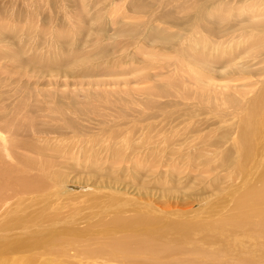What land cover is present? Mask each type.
<instances>
[{
    "label": "rangeland",
    "instance_id": "obj_1",
    "mask_svg": "<svg viewBox=\"0 0 264 264\" xmlns=\"http://www.w3.org/2000/svg\"><path fill=\"white\" fill-rule=\"evenodd\" d=\"M5 4L2 9L8 13L0 17V28L6 27L2 35L18 31L20 62L9 61L12 47L0 42V58L7 62L5 68L0 59L5 68L0 66V99L9 108L17 102L23 116L15 118L30 121L26 130L51 133L46 136L48 144H57L59 136L66 139L58 144L64 150L55 153L49 162L54 167L42 179L52 185L50 177L57 173L64 178L62 184L68 181L65 186L54 185L61 189V201L67 200L51 210L52 217L39 208L31 212L39 214L38 222L50 231L32 236L31 244L38 248L31 253L38 249L40 256L35 264H264L263 224L254 219L240 226L237 233L243 235L237 239L232 235L211 238L219 239L216 242H182L162 213L173 211L174 200L182 197H188L190 207L213 198L202 222L213 226L222 209L239 199L233 188L249 168L252 173L255 158L241 163L239 141H232V136L239 137L248 109L256 103L259 116L254 130L256 137H264V0H52L50 5L45 0H7ZM18 14L24 26L11 22ZM22 62L31 66L23 71L17 67ZM170 90H175L172 95ZM77 124L80 131L72 130ZM7 137L39 147L45 144L26 133ZM13 150L5 159L12 167H21L18 157L38 164L46 159L26 149ZM256 172L255 187L264 161ZM28 173L40 175L36 169ZM108 183L126 186L127 191L115 187L112 191L118 198L141 199L152 215L146 214L154 219L146 223L131 213H90L97 202L81 201L76 195L84 191L82 185L89 193V187ZM226 195L233 196L214 206ZM80 209L79 215L64 218L56 213L76 214ZM66 220L81 223L67 225L59 236ZM113 243L121 254L111 258L105 253ZM23 261L21 257L14 264ZM12 263L6 255L0 258V264Z\"/></svg>",
    "mask_w": 264,
    "mask_h": 264
},
{
    "label": "bare ground",
    "instance_id": "obj_2",
    "mask_svg": "<svg viewBox=\"0 0 264 264\" xmlns=\"http://www.w3.org/2000/svg\"><path fill=\"white\" fill-rule=\"evenodd\" d=\"M6 1L7 0H0V17L2 16L5 17L6 14L8 13L7 11L2 9V6L3 7L7 6L5 4ZM45 1H46V4L48 3V5H50V3L52 2V0H45ZM14 2H16V0H14ZM33 9L35 11L34 7ZM21 14H18L19 16L17 15L18 19H15L14 21H11V22L12 23L15 22V23H18V25H20L21 19H19V17H21L20 16ZM14 15L15 14H13V16ZM9 17H11V15ZM13 18H16V17L14 16ZM50 23H52L51 20H50ZM5 29H6L5 25L2 28H0L1 35L3 34L2 32ZM15 30H14V35L12 36H9L8 32L6 35H2L4 38L0 37V40H1L0 42H3V40H5L8 42L7 44H9L12 47V50H11L12 52L8 56V58L10 57L11 59L9 61L20 62L19 52L16 51V49L19 48L20 41L15 37V34H18V31L17 30L15 31ZM19 33L22 36H24L25 31H22V29L19 28ZM4 59H2V61L5 63ZM6 63L4 64L5 68L7 67ZM17 64H18L17 67L18 68L22 67L23 71L31 66L29 64H26L25 62L17 63ZM2 68H4V66ZM0 70H3V69H0ZM3 72H6V70ZM174 91L175 90H170L171 95L172 93H174ZM12 113H15V114L13 115L12 122H11L9 117ZM18 116H23V113L21 112V108L17 104V102L15 103V105H13V108L11 107L9 108V106L4 103L3 99L2 100L0 99V258L6 255L7 258L11 262H13L12 264H14L16 263V260H21V257H22L24 259L23 261L24 264H35V262L40 256L38 253V249L34 251V253H31L33 249L38 248L37 246L31 244L32 236H35L37 234L39 236L44 235V234H47L48 232L50 233V231H49V228H46L42 223L38 222L41 220V216L37 213L35 215H31V212L39 208V211H43V212L47 211V213L52 217L53 212L51 210H55L58 206H62L63 202L67 200V199H64L63 201H61L58 195V191L61 190V189L59 190V186L67 185L69 183L68 181L65 184H62L64 182V178L57 173L52 174V176L50 177L52 185H48L46 181L42 179V176L47 174L48 171L54 167L51 164L53 163L55 153L57 152V154H59L61 150H64L62 149L63 148L62 146H61L62 148L60 149V146H58V144L62 142L65 139V137L64 136H59V138L56 137V139L57 138L59 139V142L57 144L55 142H52V143H55V145H52V143L51 144L49 143L50 144L49 145L48 142H46L47 140H49L46 136H49L51 133H46L45 130L29 132L28 130H26V127L30 124V121L26 120L25 123L20 122L21 121L20 119L19 121H17L15 117H18ZM258 116H259V108L256 105V103H253L252 106L248 109V112L244 118V127L240 131L239 137L237 138L236 135L232 136L233 138L232 141H236V140L239 141L238 146H237V154L241 159V163H245V162L247 163L250 161L251 158H255V161L253 163L255 164V166L252 168V173L249 175V172H250V168H249L248 172L244 175L240 183L236 185L232 190L234 194H239V199L237 200V202H235L234 205L228 208L222 209L221 218L213 226H210V227H206L202 225V222L205 218L206 213L208 212L207 209H209L212 206V205L209 206V204H212L211 201L213 200V198L211 199L210 203L201 201V204L199 207H190V205H187L189 202L188 197H182V199L180 198L177 201L174 200L175 203L173 206V211L167 212V213L162 212L164 215H167L166 218H169V220L166 221L167 227L171 231H173L176 235H178L182 242L185 240H198L201 242H216V241H219V239L212 240L211 238L232 236V235H234L235 239H237L238 237L243 235L242 233L238 234L237 230L240 228V226L243 223H246L251 218L257 221L258 223L263 224V229H264V212H263V207H262L264 206V172L260 176L259 186L255 187L257 179H258V174H259L258 172H256V170L259 169V167L262 165V162L264 161V137L260 139L256 137L255 130H254V125L257 121L256 117ZM13 119H14V122H13ZM30 128H32V126ZM71 129L74 131H77V130L80 131V126L79 124H77L76 128L71 127ZM21 133L23 134L26 133L27 137H29V139L31 138L32 141L34 140L44 141L45 143L44 146L39 147L38 145H36L37 144L36 142L35 144H33L31 141H29L31 143H28L27 141L25 143H21V142H14L15 140H12V141L8 140L9 137L7 136H10L13 138L18 135L20 136ZM158 134L160 135L161 133H158ZM72 135H70V137ZM78 138H75V141H77L76 139ZM140 139L141 141H143L141 137ZM78 140H81L82 142V139H78ZM101 142L102 144L106 143V141L103 138ZM165 143L166 141L162 142L163 145H165ZM129 144L130 143H128V145ZM13 148L26 149L32 154H34L35 156H38L40 160H42L43 158H46V159H44V162L42 160V162L38 164L39 161L36 159L35 160L37 162L34 163L33 159L30 160V158L28 159L25 157H18L16 155L18 157L16 159L17 162L19 163L18 165H20L21 167L20 166H19L20 168L12 167L11 165L9 166L5 164V159L6 157H9V158L12 157L13 153L16 151L15 149L14 151ZM106 148H108V146ZM253 150H254V155H252ZM103 151H105L106 153L105 149ZM113 151H114V154L116 155V159L119 160L120 157H118V151L114 149ZM45 153H47V155H45ZM44 155L45 157H43ZM71 157L73 158V156ZM71 157L70 159H72ZM50 161H51V164L49 163ZM192 165L193 164L189 166L192 168ZM32 169L33 170L36 169L38 173H40V175L39 176H37V174L34 176L29 175L28 172L29 170H32ZM171 174H173V172ZM57 184H62V185H59L55 188L54 185H57ZM108 185L109 186L96 185L94 187H89L91 189V192L88 191L89 193L86 192L87 185H82V187L86 186L84 188V191L80 192V194L76 196L80 197L81 201L83 198H85V199H88V202L90 200L97 202L93 206L91 205L90 213H101L104 211L114 212V213H129V214L131 213L132 216L136 217L137 220L143 221L146 223H149L152 219H154V217L148 216L146 214V213L151 214V211L145 210V207H147V205H145L144 203H140L141 199L139 200L138 198L137 199L131 198V197L129 198L127 194H124L127 196H125L123 199L118 198L119 196L115 195L112 191L114 190L113 187L115 186H112L109 183ZM119 186L115 187L116 190H119V191L128 190L126 186L121 187V188ZM37 188H39L40 190L39 194L36 193ZM136 191H137L136 195H138L144 200L145 196L144 197L141 196L139 192L140 190H136ZM128 194H131V193L128 192ZM52 195L53 197L50 198ZM182 195H184V193ZM233 195H226V196H223L221 199H216L215 200L216 203L214 206H217V205L220 206L224 204V199L231 198ZM213 197L216 198L215 196ZM57 200L61 202L57 204ZM160 203L162 202H159V204ZM180 205L187 206V207L185 209L183 208L177 209L178 206ZM164 207H166L167 209L168 205L166 204ZM245 207L248 208L249 210L248 211L244 210L246 209ZM257 207H261V208L256 210ZM81 211L82 209H80L78 213L76 214L62 213V211H56V213L57 215L65 214L63 216L64 218L67 216L79 215ZM155 213L156 215L160 214V211L155 212ZM195 218H199V219L194 220ZM66 221H69V222L61 223L63 227L59 230V236H63L65 234V231L68 227L67 225H75V224L81 223L75 220H66ZM136 247L138 249L142 248V243L136 242ZM20 251H22V253H25V254L21 256H17L20 254L18 253ZM122 251L124 253H130V251L128 250H122ZM120 252H121L120 246H117L115 245V243H113V246L110 252L109 253L104 252V253L106 254V256L113 258L121 254ZM28 253H30V255H27ZM84 254H87V252H84ZM25 255L27 256L25 257Z\"/></svg>",
    "mask_w": 264,
    "mask_h": 264
}]
</instances>
